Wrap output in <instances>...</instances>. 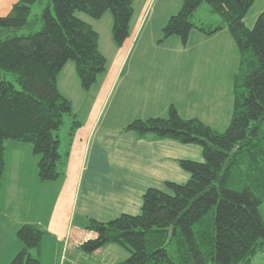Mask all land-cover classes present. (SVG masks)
<instances>
[{"label":"trees","instance_id":"16d2710c","mask_svg":"<svg viewBox=\"0 0 264 264\" xmlns=\"http://www.w3.org/2000/svg\"><path fill=\"white\" fill-rule=\"evenodd\" d=\"M180 1V10L168 19L158 43L176 36L185 46L193 29L205 36L229 33L239 54L229 125L218 133L197 118H182L173 105L166 118L129 123L123 132L137 140L195 145L203 160H178L188 181L166 182L164 190L147 189L138 215L88 220L83 230L93 236L79 248L92 254L116 245L128 253L118 264H251L264 251V13L249 29L244 18L255 0ZM43 3L41 27L35 31L32 7ZM202 4L220 18L216 27L193 22ZM79 12L96 21L110 13L112 42L116 48L123 46L133 0H17L0 17V187L8 141L31 146L39 181L64 177L81 122L59 91L58 75L74 62L80 87L89 91L107 70L98 34L76 16ZM64 116L72 120L61 138ZM46 234L36 224L20 226L16 237L21 249L9 264H41Z\"/></svg>","mask_w":264,"mask_h":264},{"label":"crops","instance_id":"0c3cea01","mask_svg":"<svg viewBox=\"0 0 264 264\" xmlns=\"http://www.w3.org/2000/svg\"><path fill=\"white\" fill-rule=\"evenodd\" d=\"M16 2L17 0H0V17L6 16ZM255 4L259 7L251 24L259 14L264 13V0H255L252 6ZM141 23L142 19L139 25ZM244 24L249 28L245 19ZM92 28L96 31L93 26ZM225 31L204 37L213 39L212 42L218 41L224 49L229 47L232 50L229 34ZM96 32L98 34V31ZM126 43L115 49L110 61L106 59L107 70L93 87V95L86 106L85 117L74 135L69 150L64 177L53 182L56 190L50 211L44 218L25 219L9 208L7 213L6 208L1 211L0 205V264H9L20 251L21 243L16 237V232L23 224L39 225L47 233L41 242L39 254L41 264L123 262L127 259V252L116 245H107L92 254L80 250L81 243L93 236L83 230L86 222L90 219L108 222L121 214H139L141 197L147 189L164 190L166 182L183 184L188 181L189 175L179 168L178 160L198 162L203 160L201 148L198 146L182 145L171 139L154 140L149 137L137 140L134 134L123 132L126 126L116 128L112 116L108 120L103 119L106 108L112 100L117 99L120 101L115 104V108L132 111L133 117L130 120L163 116L160 113H164L171 105L184 119L200 118L189 115L191 113H186V109L193 105L197 92L200 91V87L195 90V85L201 82L206 86L205 80L198 79L194 85L192 76L189 78L182 75L178 78L176 85L181 92L180 106L172 96L161 99L154 77L131 74L132 70L128 65L124 73L123 69L128 63L126 58L131 50V44ZM219 53L220 50H210L205 54L202 63L225 64V58H222L224 52L222 57ZM136 62L143 63L140 59ZM181 64L182 67L185 66V62ZM130 67L132 68V65ZM134 70L138 73L143 72L141 69ZM121 76L125 77L122 90L114 95V86ZM58 82L59 79L57 84L61 92ZM74 83L77 85L76 79ZM232 88L233 84L231 90ZM25 157L31 159L28 160L34 175L38 160L33 156L31 146L11 141L5 143V169L0 191L16 185L10 183V179L21 180L26 163ZM114 165L118 167L117 172L113 168ZM23 186L25 187V184ZM15 190L18 193V190ZM74 226L79 230L78 237L73 236Z\"/></svg>","mask_w":264,"mask_h":264},{"label":"rangeland","instance_id":"374dc122","mask_svg":"<svg viewBox=\"0 0 264 264\" xmlns=\"http://www.w3.org/2000/svg\"><path fill=\"white\" fill-rule=\"evenodd\" d=\"M45 3L35 4L32 7L30 18L37 19L35 31H38L41 27L38 19ZM258 7L259 5L257 4L251 6V9H249L244 18L249 29L254 24V22L251 24V20L253 21ZM180 8V0H133L134 13L129 25V36L125 41V43L127 42L126 44H131V50L126 58L128 63H126L123 71L126 73L128 65V68L132 70L131 74L140 76L144 74L143 76L154 77L157 88L159 87L160 98L172 96L179 106L182 103V99L180 98V88L176 85L178 78L182 75H187L189 78L192 76L194 78V85L198 79L201 81L204 79L206 86L201 82L195 85V90H198L200 87V91L197 92L193 105L187 107L186 113L200 117L199 120L201 122L212 130L222 133L227 129L232 114V76L237 72L239 67L238 51L230 35L228 36L231 40L232 50L229 47H225L224 49L222 45L218 44V41L212 42L213 39L204 37L205 35H202L195 29L190 32L186 46H182L180 39L176 36H172L159 44L158 42L162 38V28L171 16L178 13ZM76 16L85 23L92 25L98 31L99 51L110 61L116 51V47L111 39L112 19L110 13L103 15L99 21L93 20L81 12L76 13ZM141 19L142 23L139 25ZM193 22L197 26L202 25L214 28L220 23V18L211 13L208 5L202 4L195 12ZM213 49L214 51L220 50V57H222L224 52V57L222 58H225V64L202 63L205 54ZM139 59L143 63H137L136 61ZM182 62H185V66L183 67ZM131 65L132 68L130 67ZM134 69H141L143 72L138 73ZM7 79L11 81L12 77L7 76ZM57 79H59L58 83L62 94L72 103L73 114L77 115L76 118L82 122L85 117L86 106L92 98L94 86L89 91H84L80 87L75 65L72 61L65 65L60 77L58 75ZM75 79L77 85L74 83ZM124 80L125 77L121 76L116 82L113 89L114 95L122 90ZM118 101L120 99L112 100V103L104 111L103 116L105 120H108L112 116V122L116 128L125 127L133 120H136H130L133 117L132 111L115 108V104ZM168 109L169 106L164 113H160L163 116L158 117L166 118L168 116ZM71 120L70 117L64 116L63 127L60 131L61 138L66 136ZM28 159L30 158L25 157L26 163L21 180L10 179V183L13 182L16 185L8 186L5 190L2 189L0 191V205L1 211L6 208L5 212L7 213V208H9V210H15L17 215L24 216L25 219L36 220L37 218H44L50 211L56 188L53 182L39 181L37 171L33 175L30 164L31 159ZM113 168L116 171L118 167L114 165ZM23 184H25V187ZM15 189L18 190V193ZM73 229V236L78 237L79 230L75 226ZM126 254L128 257V253ZM251 264H264V251L258 254Z\"/></svg>","mask_w":264,"mask_h":264}]
</instances>
